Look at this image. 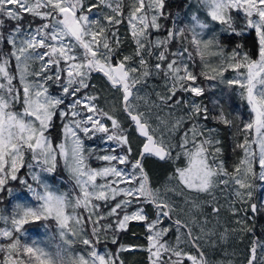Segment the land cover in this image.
Instances as JSON below:
<instances>
[{
    "label": "snow or ice",
    "instance_id": "snow-or-ice-1",
    "mask_svg": "<svg viewBox=\"0 0 264 264\" xmlns=\"http://www.w3.org/2000/svg\"><path fill=\"white\" fill-rule=\"evenodd\" d=\"M189 2L210 20L193 12L190 24L172 21L161 37L154 33L170 15L166 0H0V205L9 201L0 208V264H123L120 253L134 249L146 251L149 264H234L210 260L204 248L227 254L237 232L253 234L244 264H264V234L255 235L247 216L264 215V203H249L254 182L264 185V0ZM121 24L134 45L127 54L120 51ZM249 31L255 52L225 48L221 34ZM229 70L235 75L226 78ZM201 77L216 82L210 89L235 88L248 117L226 109L227 93L211 108L198 100L206 93ZM97 78L119 94L118 106L101 107ZM178 107L187 111L177 116ZM153 109L168 110L156 113L155 125ZM113 110L143 138L135 156L129 130ZM207 121L228 129L230 149ZM97 136L110 146L87 147L86 140ZM237 150L229 170L224 154ZM153 158H183L185 164L157 184L146 167ZM92 160L103 163L94 167ZM58 169L67 180L50 183ZM229 187L238 203L248 205L244 217L235 220L236 228L210 226L208 217L218 219L221 208L201 197L215 201L216 192ZM229 211L237 216L242 209L229 203ZM131 222L143 225L146 247L118 243ZM33 225L46 231L54 225L56 232L41 241L26 227ZM109 235L117 252L98 248ZM76 245L83 248L77 252Z\"/></svg>",
    "mask_w": 264,
    "mask_h": 264
},
{
    "label": "trees",
    "instance_id": "trees-1",
    "mask_svg": "<svg viewBox=\"0 0 264 264\" xmlns=\"http://www.w3.org/2000/svg\"><path fill=\"white\" fill-rule=\"evenodd\" d=\"M188 5H189V0H166V9L169 10L170 17L168 18V20H166V19L164 20V18L160 19V23L162 25L161 31L159 33H154V35H160L162 37L165 34V30L170 28L172 25V23L170 22V18L172 17L173 19H177L176 15L177 14L179 15L180 12L183 11ZM29 19H30V17H27V15H26L25 21H23V23L26 25ZM39 23H40V21L36 20L33 24V27H35V25L39 24ZM177 23L178 22H176V24ZM119 29H120L119 36L122 40V43L120 46V51L122 53H125V54L130 53L132 51V49L134 48V45L132 43L131 37L128 35V30L126 28V25L125 24L119 25ZM221 40L223 41V43H235L236 45H238L237 48H239V50L243 49V51H248L250 54L255 52L254 45L256 43V37H255L254 33L251 31L245 33L242 36L222 34ZM226 49L230 50L229 47H227ZM196 71H199V65H197ZM224 75L226 78H230V77L234 76L235 74L231 70H229ZM93 83L100 85V86H102V84H103V86H104L103 80H101L99 78L94 79ZM153 83L160 85L161 81L156 80V81H153ZM198 83L199 84L203 83L208 88H209L210 84H216L215 81H207V80L203 79L202 77L198 80ZM54 87L55 86H53L51 88L52 91L54 90ZM157 90L163 91L162 88H158ZM148 91H151V89H149ZM227 92H228V90L225 88L224 85H217L213 91H206L204 97H200L197 99L201 100L204 104H207L209 106V108H211V106H212L211 101L215 98L221 97L222 95H224ZM231 92L234 96L235 101L240 102L243 105V109H245V111H247L246 103L240 99L239 95L236 93V89L233 88ZM177 95L188 96L190 94L178 92ZM153 99H155L154 95H153ZM228 104H229L228 101L225 100V106H226V109L228 111L233 112V113H237L239 111V106L237 103H233L231 105V107H229ZM141 110L144 111L145 109L143 107H141ZM167 111H168L167 109H163V111L159 110V113H161V114L167 113ZM181 111L183 114L184 112L187 111V109L182 108ZM122 114L124 115L123 112H122ZM248 114L249 113H247L246 118L248 117ZM121 123L125 128H127L129 130L128 135H129V138L131 141V146L133 148V156H135L140 151V149L142 147L141 142L143 139L138 136L135 128L127 120L126 116H125V120ZM206 123L208 124L209 127H218L220 129L219 135L222 137V139L225 142L224 147L226 149H230L232 139H231V136L229 134L228 129L224 128L223 125L213 124L211 121H207ZM236 123H237V125H239L241 123V121L237 120ZM59 135H60L59 122H57V127H56V129L53 130L54 140ZM135 138L138 139V142H136ZM178 140H179V135L173 137L172 143L175 144L178 142ZM86 146L96 148L99 151L101 149H107L110 146V144L102 143L100 140V137L97 136L95 139L86 140ZM101 154H103V153L101 152ZM239 155H240L239 150H237V152L235 154H232L230 151L225 152L223 159L225 160L227 166L229 167V170H231L232 164L235 162L236 157H238ZM90 163L92 164V166L96 167V166H99L103 162H98V161L92 160V161H90ZM184 164H185V161L183 158L180 159V162H178V160H177V161H175V163H172V162L164 163V162H160V161L153 158V159H149L146 167H147V170L149 171L150 175L153 176L152 177L153 182L160 184V183H163L164 179L167 178V176H169L173 172L175 167L184 166ZM64 174H65V172L63 171V169H58L57 173L54 176H55V178L57 176L62 177ZM52 179H53L52 181H54V177H52ZM260 184H261L260 182H257V186H259ZM251 200L253 201V203H257L258 206L261 204L259 202V200L257 201L255 198H252ZM8 206H9V201L5 200L4 204L0 205V208H7ZM129 210H133V209L130 208ZM146 211L148 212L150 217L154 215V210L151 207H148L146 209ZM247 213L249 215H252V213L250 211H248ZM104 222L105 221H102V223H104ZM248 222L250 224H253L254 222L255 223H261V227H263V229H264V224H263L264 223V215L255 216V221H252V217H250V218H248ZM164 223L167 224L168 221H165ZM26 227H28L29 232L31 234V237H34V235L36 233H38V231L40 229V226H36V225L26 226ZM252 228L255 230V227L252 226ZM170 236H172V233ZM145 237H146V232H145L143 225L139 222H131L129 224L128 230L126 232H122L119 234L118 243L123 244L125 246L139 245V246L146 247L148 242H147ZM110 240H111L110 235H109L107 241L102 239L101 242L98 244V248L100 250L102 249V251L108 250V251H112V252H117L118 251L117 245L112 244L110 242ZM205 252H206V250H205ZM120 257L123 260V264H149L148 253L146 251H142L139 249L121 252Z\"/></svg>",
    "mask_w": 264,
    "mask_h": 264
},
{
    "label": "rangeland",
    "instance_id": "rangeland-1",
    "mask_svg": "<svg viewBox=\"0 0 264 264\" xmlns=\"http://www.w3.org/2000/svg\"><path fill=\"white\" fill-rule=\"evenodd\" d=\"M166 12L170 13L168 9H166ZM193 12H195L198 15V17L200 19H202V20H210V17H207V13H206L205 10H203L200 7H198L195 3H190L189 2V5L183 11H181L179 15L178 14L176 15L177 19H173L171 17L170 18V22L171 23H172V21L178 22L177 24H178L179 27H184L185 25L191 23L190 16H191V14ZM169 17H170V15L164 17V20L165 19L168 20ZM159 23H160V21H159ZM236 24L238 26L241 24L240 19H237ZM218 28H219V25H216V29H218ZM216 29H214V30H216ZM224 45H225V48L229 47L230 50L236 49L237 46H238L235 43H224ZM240 50L243 51V49H240ZM212 59H213V61L215 60V58H212ZM201 85L206 88V91H213L214 90V89L208 88L203 83H201ZM98 87L101 89V101H100L101 107H104L106 109H110V108H112L113 103H116L117 106H118V100H116V97H118V95H119L118 93H113L110 89H108V87L106 85L103 86V84H102V86L98 85ZM52 92L53 93H57L58 89H56V87H54V90ZM227 96L229 97L227 99V101L229 103L228 104L229 107H231V105L233 103H237L238 106H239V111L237 113L241 117L246 118L247 113H248V108H247V111H245V109H243V105L240 102H236L235 101L232 92H227ZM181 110H182V108L178 107L175 110V114L177 116L178 115H182V111ZM157 112L159 113V109H153L152 110V113H153L152 123L154 125L156 123V113ZM113 114L116 115L117 118L120 119L121 122H123L125 120V116L122 114L121 111L113 110ZM159 114L161 116L166 115V113H162V114L159 113ZM135 140H136V142H138L137 138H135ZM171 142H173V138H172ZM178 162H180V159L178 160ZM121 167H123V166H121ZM52 177H54V181H52L53 180ZM52 177L49 178V182L50 183H57V177H60V176H57L56 178H55V176H52ZM62 177L65 180H67V178H68L66 173ZM166 179L167 178L164 179V182H165ZM257 182H254V188L252 189V192H253L252 198H255L257 201L259 200L260 203H264V185L260 184L259 186H257ZM60 187L62 189H67L68 188V184L61 183ZM19 195L30 200V197H28V194L26 192H20ZM169 195L171 196L172 194L169 193ZM191 195H195V194L193 193ZM201 198L202 199H207L210 202V204L211 203H217L220 206V208H221L218 219L216 217H214V216H209L208 217V219L210 221V226L214 225V226H217V227L236 228L238 226L235 224V220L242 219L244 217V210H246L248 208V206L246 204L241 205L240 203H238L236 201V198L234 196V193H233L231 187H229L225 191H219L218 190L216 192L215 201H213L211 197H201ZM173 199H175L178 203L181 202L179 197H173ZM229 203L234 204V206L237 207V208H241L242 211L237 216L231 215L230 211H229ZM249 203H253V201L250 200ZM131 211L132 210H129V212H131ZM210 211H211V207L210 206H206L204 208V213L205 214L209 213ZM180 215H181L182 219H186V217L184 216L183 213H181ZM247 216H248V218H250V217H253V214L249 215L247 213ZM252 221H255V219L254 220L252 219ZM248 225L250 227H252V226L255 227L254 231H255V235L256 236H261L262 234H264V233H262V230H264V229H263V227H261V223H255L254 222L253 224H250L248 222ZM55 232H56V229H55L54 225L49 231H46L43 227H40L38 233H36L34 235V237H32V238L44 241V240L48 239V236H49L50 233H55ZM170 235H171V233H169V236ZM234 235L238 236L239 239L234 240V241L229 243V245L226 248L227 254H225L224 252L220 251L219 249L213 250V249L209 248L207 245H205L204 249L206 250L208 258L210 260H212V261H215V262H226L228 260H232L234 262V264H244L247 248H248V246H249V244L251 242L253 234L252 233H246L245 234V233L237 232V233H234ZM82 248H83L82 245H76L75 246V250L77 252H79Z\"/></svg>",
    "mask_w": 264,
    "mask_h": 264
},
{
    "label": "water",
    "instance_id": "water-1",
    "mask_svg": "<svg viewBox=\"0 0 264 264\" xmlns=\"http://www.w3.org/2000/svg\"><path fill=\"white\" fill-rule=\"evenodd\" d=\"M138 134V133H137ZM139 136V135H138ZM142 138V137H141Z\"/></svg>",
    "mask_w": 264,
    "mask_h": 264
}]
</instances>
